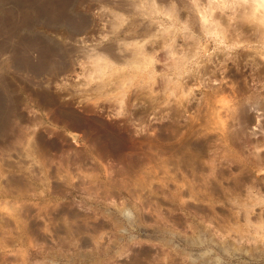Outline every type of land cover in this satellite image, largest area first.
I'll list each match as a JSON object with an SVG mask.
<instances>
[{"label": "rangeland", "instance_id": "1", "mask_svg": "<svg viewBox=\"0 0 264 264\" xmlns=\"http://www.w3.org/2000/svg\"><path fill=\"white\" fill-rule=\"evenodd\" d=\"M31 1H0V46L43 39L73 66L0 54V115L17 108L0 135V264H264V78L244 61L242 90L219 63L264 50L221 39L244 2L79 0V36L78 18L48 17L60 0Z\"/></svg>", "mask_w": 264, "mask_h": 264}, {"label": "bare ground", "instance_id": "2", "mask_svg": "<svg viewBox=\"0 0 264 264\" xmlns=\"http://www.w3.org/2000/svg\"><path fill=\"white\" fill-rule=\"evenodd\" d=\"M60 1H61L60 3L56 1L55 3H59L56 5L51 4L53 1L50 2L51 5H50V12L48 13V17H50V19L54 20V22L56 24L60 23L62 25H66L68 27H71V25H72V24H70L71 21H70V23L68 22V20L70 19L69 14L72 11H76L77 6L79 5L78 4L79 0H60ZM162 1L164 2L166 0H162ZM242 1L244 3H242V12L239 14V18H240L239 21H237L236 26H233L232 28L221 29V35H222L221 39L225 43H227V42L231 43L230 45L229 44H226V45H227V47H229L233 50H236L240 47H243L242 45H244L245 47H248V44H246V42H243V41L246 40L248 37H253V36L256 37L258 39L259 43H261L264 46V0H242ZM46 4H48V3H46ZM45 8H46V6H45ZM39 12H40V10H39ZM80 13L81 12H79V15H80ZM77 14H78V11H77ZM72 18H75V17H72ZM76 18H78V17H76ZM74 22H73V26H74L73 29H75V33L79 34V36L84 34V32L82 33V31H84L85 29L88 28V26H90V25H88L89 22H88L87 17H85L84 15L83 16L81 15V17L78 18V21L76 23H74ZM57 25H59V24H57ZM56 28H58V27H56ZM77 34L76 35L74 34V35L77 36ZM68 35H71V33ZM69 37L70 36H68V38ZM70 39H71V37H70ZM72 39H73V36H72ZM11 44H13V42H9V39H8L5 42V45L4 44H3L4 46L2 45L3 47L0 46V52H1L0 54L6 53V50H7L6 47H9L8 45H11ZM52 44L49 43V41L46 42L43 39L31 40L30 43H28L27 45L25 44V42H22V41L16 42L15 45L14 44L11 45L14 48V51L16 52V54L14 55V58H12V60H11V63L15 64L17 66V68H19L20 71H31V73L34 72L36 74H42V73L46 74L47 73V74L58 75V74L62 73L63 71L65 72L68 69H71V67L73 66V63L71 61L72 59L70 60V55H68L71 53L68 52L67 50H66V53H64V52H62V51H65L63 46L60 47L59 45H52ZM35 51L37 53V58H36L37 64H34V62L31 59V56H30L31 55L30 53L32 52V54H33V52L35 53ZM105 51L108 52L116 60L118 59L117 57H115L114 49L112 46L105 48ZM144 52H145V49L143 47L138 51V53L142 57L145 54ZM222 53H224V55L226 54V57L224 56L223 61L219 62L220 65H222V63L227 64L228 58L233 60L234 67L229 72L231 73V75L236 77V79L238 78V80L243 82L242 84L240 83L242 90L246 89L243 68L248 64V63L244 64V61H247V62L249 61V64L252 65L253 71L256 74L257 79L261 80L262 78H264V50L263 51H255L254 56L253 55L251 56L250 53L244 52V51H242V53L232 55V56L228 55L225 51H222ZM257 59L259 61H257ZM69 60L72 63V66H71V63L68 62ZM138 62L140 63L141 60L139 59ZM207 62L210 63L211 59H209V61H207ZM149 64H152V62H149ZM207 64L204 65L200 71L202 76H205V75L209 74L210 72H212V71H209ZM226 67L227 66H223L221 68L223 70ZM227 68H229V67H227ZM2 86L8 94L11 93L7 83L4 82L2 84ZM262 87L264 88V83L262 84ZM6 96H9V95H6ZM256 96L257 97L256 98L254 97V99H256L257 106H259V108H261L264 111V101L260 97L261 95L258 94ZM5 99H6V97H5ZM7 100L9 102V105H7V106L5 105L7 107L6 110H4L5 112L3 113V116L0 115V117H2L1 118L2 119V126L0 128V135L1 136L4 135V133L6 134L7 133L6 131L11 130V128L13 127L12 126L13 122H14L13 119L17 120V108H16V105L13 101V98H11V99L7 98ZM253 102H254V100H253ZM2 112H3V110H2ZM244 114H245V112H244ZM244 117H245L244 118L245 122L249 123L250 118L247 116H244ZM189 160L187 158L186 161L185 160H183V161H184V163H187ZM137 163H140V162L137 161Z\"/></svg>", "mask_w": 264, "mask_h": 264}]
</instances>
